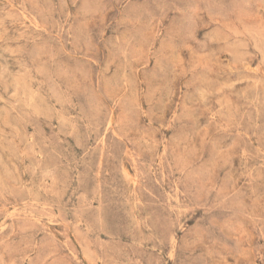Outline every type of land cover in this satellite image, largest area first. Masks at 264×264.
<instances>
[{"label":"rangeland","instance_id":"374dc122","mask_svg":"<svg viewBox=\"0 0 264 264\" xmlns=\"http://www.w3.org/2000/svg\"><path fill=\"white\" fill-rule=\"evenodd\" d=\"M0 264H264V0H0Z\"/></svg>","mask_w":264,"mask_h":264}]
</instances>
